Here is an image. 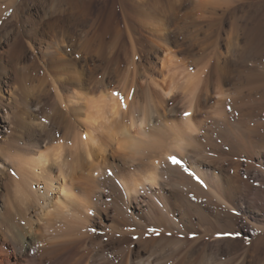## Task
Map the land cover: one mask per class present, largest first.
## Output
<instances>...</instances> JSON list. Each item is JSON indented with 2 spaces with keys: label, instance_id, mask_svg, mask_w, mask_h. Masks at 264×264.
Listing matches in <instances>:
<instances>
[{
  "label": "bare ground",
  "instance_id": "6f19581e",
  "mask_svg": "<svg viewBox=\"0 0 264 264\" xmlns=\"http://www.w3.org/2000/svg\"><path fill=\"white\" fill-rule=\"evenodd\" d=\"M94 1L0 0V264H264V0Z\"/></svg>",
  "mask_w": 264,
  "mask_h": 264
},
{
  "label": "rangeland",
  "instance_id": "374dc122",
  "mask_svg": "<svg viewBox=\"0 0 264 264\" xmlns=\"http://www.w3.org/2000/svg\"><path fill=\"white\" fill-rule=\"evenodd\" d=\"M128 1V0H127ZM129 2V1H128ZM127 2V3H128ZM102 3L100 2V1H97V0H95L93 3H92V8L93 9H96L98 6H100ZM106 10H107V8H106ZM106 13V12H105ZM257 178V177H256ZM255 182H257V183H255ZM254 184H256V186H257V184H258V186H262L263 188H264V185H260V182L258 181V180H254ZM257 186V187H258ZM264 190V189H263ZM261 203V204H260ZM260 204V205H259ZM264 203L260 200L259 202H258V205L259 206H263L264 207V205H263Z\"/></svg>",
  "mask_w": 264,
  "mask_h": 264
},
{
  "label": "snow or ice",
  "instance_id": "6c2138e0",
  "mask_svg": "<svg viewBox=\"0 0 264 264\" xmlns=\"http://www.w3.org/2000/svg\"><path fill=\"white\" fill-rule=\"evenodd\" d=\"M115 95H119V93H115ZM121 99H122V98H121ZM125 107H127V106L125 105ZM185 115L187 116V115H190V114H189V113H185ZM169 159H170L174 164H178V163H180V161L177 160L176 157H174V156L169 157Z\"/></svg>",
  "mask_w": 264,
  "mask_h": 264
}]
</instances>
